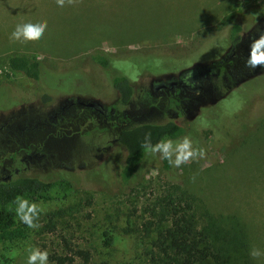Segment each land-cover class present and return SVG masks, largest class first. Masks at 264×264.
Here are the masks:
<instances>
[{"label":"rangeland","instance_id":"1","mask_svg":"<svg viewBox=\"0 0 264 264\" xmlns=\"http://www.w3.org/2000/svg\"><path fill=\"white\" fill-rule=\"evenodd\" d=\"M40 20L39 39L11 38L18 23ZM260 41L264 0H0V180L65 178L75 189L67 201L38 203L39 226L0 244V264H27L33 248L60 251L61 237L88 251L91 264H145L139 239L120 231L175 185L199 208L238 217L252 248L264 251V65L247 63ZM95 53L107 67L91 60ZM15 55L40 60L37 81L9 69ZM116 76L131 85L126 104ZM172 81L175 91L155 89ZM79 102L97 103L102 114ZM169 121L184 130L173 141L189 137L204 157L166 171L159 153L146 152L124 185L118 133ZM54 210L63 212L56 231L42 234Z\"/></svg>","mask_w":264,"mask_h":264},{"label":"trees","instance_id":"2","mask_svg":"<svg viewBox=\"0 0 264 264\" xmlns=\"http://www.w3.org/2000/svg\"><path fill=\"white\" fill-rule=\"evenodd\" d=\"M239 30L234 24L233 40L237 39ZM90 58L102 67L109 64L108 58L100 53ZM8 67L34 81L40 77L41 63L36 57L11 56ZM112 82L120 95V103L126 104L132 95L128 79L116 76ZM183 132V128L172 121L144 123L121 130L116 140L125 150L120 173L122 183L129 184L137 172L146 154L143 146L146 135L154 145L162 139L174 140ZM162 167L166 171L171 169L166 160H162ZM74 190L72 183L65 178L48 182L32 177L0 180V244L23 240L31 232V228L20 222L15 214L17 198L35 203L62 202L67 201ZM144 214L138 225L124 227L120 232L139 239L145 264H254V258L249 255L252 245L246 225L233 214H213L199 208L196 198L186 196L177 185L152 195ZM62 216L61 210L47 212L40 232L54 233L56 221ZM102 237L103 245L110 246L113 240L110 233L103 231ZM60 245V251L48 253L49 264H91L92 256L88 251L77 249L64 237H61Z\"/></svg>","mask_w":264,"mask_h":264},{"label":"clouds","instance_id":"3","mask_svg":"<svg viewBox=\"0 0 264 264\" xmlns=\"http://www.w3.org/2000/svg\"><path fill=\"white\" fill-rule=\"evenodd\" d=\"M58 3L62 4V0H58ZM46 27L47 22L44 20L18 23L11 33V38L22 41L36 40L43 35ZM262 44H264V41L257 42L252 47L249 60L247 61L252 67L264 65V52L260 51ZM143 146L146 152L153 155L159 153L160 159L166 160L176 168H179L181 164L187 163L191 159L197 157L203 158L205 155L202 148L197 149L193 147L192 140L187 136L183 137L179 142H174L171 139H162L153 145L149 136L146 135ZM15 205L14 211L20 222L29 228H37L39 226L36 220L43 212L41 205L22 197L17 198ZM249 255L252 258H258L264 256V251L253 247ZM27 264H48V252L33 248L27 257Z\"/></svg>","mask_w":264,"mask_h":264},{"label":"flooded vegetation","instance_id":"4","mask_svg":"<svg viewBox=\"0 0 264 264\" xmlns=\"http://www.w3.org/2000/svg\"><path fill=\"white\" fill-rule=\"evenodd\" d=\"M207 71H209V69H207ZM183 78V77H182ZM184 78L183 79H180V83H179V87H180V91L182 92V88L183 87H186V85L185 84H182L181 83V81H183L184 82ZM166 86H168V87H172L173 88V91H175L176 90V88L178 87V83L177 82H174V81H172V82H167V83H158L156 86H155V89H157V90H160V89H163V88H166ZM79 104L80 105H82V102H79ZM83 106V105H82ZM85 107V106H84ZM87 108H89V109H93V110H95V111H98L99 113H101L102 114V111L101 110H99V105L97 104V103H92V106L91 107H87ZM117 139V138H116Z\"/></svg>","mask_w":264,"mask_h":264},{"label":"water","instance_id":"5","mask_svg":"<svg viewBox=\"0 0 264 264\" xmlns=\"http://www.w3.org/2000/svg\"><path fill=\"white\" fill-rule=\"evenodd\" d=\"M82 105L85 106V107H91L92 103H82Z\"/></svg>","mask_w":264,"mask_h":264}]
</instances>
